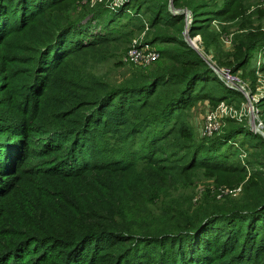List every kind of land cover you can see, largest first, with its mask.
<instances>
[{
    "label": "trees",
    "instance_id": "obj_1",
    "mask_svg": "<svg viewBox=\"0 0 264 264\" xmlns=\"http://www.w3.org/2000/svg\"><path fill=\"white\" fill-rule=\"evenodd\" d=\"M117 2L67 18L65 7L85 3L0 0V264H264L263 156L227 162L240 151L238 134L256 138L253 145L264 136L228 117L236 122L193 143L184 162L174 147L190 135L191 103L234 98L205 54L218 66L246 68L264 44L262 18L254 26L250 15L233 13L234 0H173L191 11L188 33L201 35V52L185 37L186 12L171 0ZM215 19L239 20L232 49ZM147 25L164 44L151 73L134 70L116 83L97 72ZM257 104L264 122V96ZM195 160L250 172L251 183L240 197L207 187L195 208L190 196L154 212L162 185L172 187L169 178L184 177ZM142 166H151L153 184L141 177L142 192L124 201L119 169ZM223 182L236 184L217 189Z\"/></svg>",
    "mask_w": 264,
    "mask_h": 264
},
{
    "label": "rangeland",
    "instance_id": "obj_2",
    "mask_svg": "<svg viewBox=\"0 0 264 264\" xmlns=\"http://www.w3.org/2000/svg\"><path fill=\"white\" fill-rule=\"evenodd\" d=\"M117 1L118 0H81V3H85V4H83V5L79 4V6H77L76 9H73V6H71L69 8L65 7L61 13L64 17H67V18L79 17L80 15H82L80 13L87 11L85 9L93 8L94 6L97 7L99 3L100 4H103V3L108 4V2H109V4H111V3L117 4L118 3ZM261 2H262V0H234L233 4L231 6V11L233 13L237 14L238 16L242 13H245V15H247V14L250 15L252 25H254V26L259 25L258 20L261 17L262 18V29H264V25H263V22H264V8H263L264 3H261ZM170 6L175 11L181 10V9H175L173 7L174 6L173 2H172V4L170 2ZM182 10H185V11L191 13V11L188 8H185ZM187 12H186V14H187ZM78 14H80V15L78 16ZM187 15H186V24L188 23V25H189V23L192 21V14L190 16L191 21L188 20L189 15L188 16ZM88 16H90V15H86L82 21H85L88 18ZM224 24L229 25L228 31H224L222 29V25H224ZM212 26L216 27L217 29L222 30V41L224 42V44H223L224 47L226 49H232L233 44H234L233 38H232L233 32L235 30H237V28H239V20H237L236 22H232L230 20L215 19L213 21ZM149 29L150 28L147 25L142 30H135L134 34L130 37L129 41L126 42V45H125V43H121L119 51L117 52V54L113 58L109 59L107 62L98 63V65L96 66V68L98 67L97 72L105 73L106 76L111 78L113 82L119 83L120 81L123 80V78L125 76L130 77V75L133 73L132 71H134V70H139L140 72L143 71L145 73L152 71L150 68H151L152 64L155 63L156 61H153L152 63L135 64V63H132L133 61H131L129 58H126V56L128 54L127 53L128 50L125 52L126 48L129 45L131 46V44H133L134 41L137 44L149 43L150 47H155L157 49L160 45H164L161 42H153ZM93 30L96 31L97 28L93 27ZM195 38H196V44L199 45L198 48H200V45L202 47L203 41H202L201 35H197ZM205 57H207V60L210 61V63L213 65V68H214V66H216V67L218 66V63L213 58L212 53L211 54L208 53V56H206V54H205ZM122 58H123L124 62H120L119 64L115 63V61L121 60ZM249 64L250 65H248L246 68H242V69H239L236 71L239 73V75H241L248 82L249 87H251L252 90L254 91L251 93L250 97L253 98L252 97V94H253L256 97L261 98L264 96V68H262L264 66V44L257 47L254 50L253 56H252ZM221 66L231 67L228 64H223ZM218 84H220V82ZM225 85L227 86V88L232 89V90H229V92L231 93L230 95L233 96L234 98H232L233 99L232 101H228L227 99H222L221 101H223V100L226 101L229 105L237 108L238 110L243 109V114L245 113V111H246V113L242 116V119H239L237 117V115H235V116L224 115L223 116L224 125L226 124L225 126H227V125L231 124L232 122H236L233 120L230 121V119L228 120V117H232V118L235 117L237 120H244V122L249 123L255 131L260 132L257 129L258 127L255 126V124H253V125L251 124V120H250V114L252 113V103H251L252 101H251V99H249V97L245 93H243L245 96H243L242 94L240 95V94L236 93L235 92L236 88L233 87L234 88L233 89L232 87H230L226 83H225ZM236 90L243 92L239 89H236ZM215 92H216V90L213 89L212 92L210 93V95L214 94ZM215 99L212 97H204L203 99H199L196 102L191 103V106L187 108L186 112H188V115H186L184 118V120H185L184 123L186 124V127H187L185 130L186 131L185 133H190V135H185V138L182 140L183 141L182 144H180V145L176 144V146H174L175 149L177 150L176 157H179L178 159H184L187 156L186 151L190 150V147L192 146V144L193 143L195 144L196 142H198L200 140V138H202V139L205 138V136H203V134H202L203 126L205 124V116L208 113V110H210V108L211 109L216 108L217 105L221 102L220 101L218 104L215 105V103H216ZM7 103H8V100L7 99L4 100V104H7ZM247 114H248V116H247ZM255 122H256V124H258L259 121L255 120ZM224 125L222 128L225 127ZM260 128L264 130V122H263V125L260 126ZM255 140H256V138L253 139L250 137L244 139L243 134H241V133L238 134L235 138L236 144H233L234 147L233 146L232 147L235 150L237 148L235 146L238 145V147H240L239 148L240 151L235 150L236 153H234L231 158H228L227 162L240 161V159H247V158L250 159L249 153L251 151L258 152L260 154L259 156H263L262 159L264 160V143L263 142H256L257 144L253 145V143L251 141H255ZM230 145H232L231 142H230ZM167 154H170L169 149H168ZM171 159L174 160L176 158H171ZM184 161H185V159L183 160V162ZM192 163H194L193 167L185 172L184 177L182 176V178L179 177L176 180H174L177 176H179V174H177L174 176V178H169V179L173 180V183H174L173 186L178 184L177 186H175V188L173 190H171V188L173 186L169 187L168 184L162 185L163 193H162V196L158 197L157 206L154 204L149 205L154 209V212L160 213L162 211V213H164V211L166 210V209H163L164 207L172 208L171 202H168L170 199H178L177 201H175L176 203H178L179 200L186 202V200L189 199L190 196H191L192 203H194V208H195V207H197V205L200 204L202 193L207 187H214L216 190L221 191V192L232 190L235 197H240L241 194L245 193V192H242L243 184L245 185V183H251V179H250L251 173L250 172H248L246 174L238 173V172L226 173L225 171H222V170L219 171L216 169H210L209 167H206L203 164L198 163L197 160H195ZM250 166H251V164L248 167H250ZM148 168H151V166L150 167L142 166V167L137 168V169H132V168L119 169V173H117V174H119V176L115 179V182H116V184L117 183L121 184V193H122L121 196L123 197L124 201H127L130 197H133L134 194L138 195L142 192V188H141L142 185H140L138 182V180H140L141 177H145V179H146L145 184H147V183H149V185L153 184L151 182V180H153V179H150V177L148 176V174L151 172L150 170H148ZM164 170H167V169L164 168ZM135 172H138V173L141 172V173L138 175V173H135ZM114 175H116V174H114ZM226 180H228V182L229 181H235L234 183H236V184L232 188L226 182H223L224 185L219 186V188L217 189V187H218L217 185L220 184L219 182L226 181ZM236 180H238V181H236ZM167 190H169V191H167ZM222 195H223V193L217 194L216 198L218 199V201H220L219 199L222 198ZM160 197H161V199H159ZM128 205H130L129 202H128ZM168 210L171 211V209H168ZM188 213H190V212H188ZM191 214H193V213H191ZM158 219H160V218H158ZM154 221L155 220H152L149 222V223H152L151 226H154V225L157 226V224L159 223V221H157V222H154ZM140 229H144V227H142ZM140 229H137V230H140Z\"/></svg>",
    "mask_w": 264,
    "mask_h": 264
},
{
    "label": "built area",
    "instance_id": "obj_3",
    "mask_svg": "<svg viewBox=\"0 0 264 264\" xmlns=\"http://www.w3.org/2000/svg\"><path fill=\"white\" fill-rule=\"evenodd\" d=\"M261 3H264L262 0ZM187 15V14H186ZM191 16V15H190ZM199 46V45H198ZM126 58H129L132 63L141 64V63H152L160 56V51L155 47H150L149 43L137 44L135 41L129 47L127 51ZM213 66V65H212ZM214 69L218 73V76L230 87H234L243 91L247 94L252 103V114L255 117V120H258V125H263V120L260 118V107L258 106V101L260 97H256L251 93L254 92L251 87H249L248 82L235 70L227 66H214ZM246 113V111H245ZM244 113V114H245ZM243 109L238 110L237 108L229 105L226 101H221L216 108L208 110V113L205 116V124L203 126L202 134L203 136H211L214 133L220 131L224 125L223 116L230 115L235 116L239 119H242Z\"/></svg>",
    "mask_w": 264,
    "mask_h": 264
},
{
    "label": "water",
    "instance_id": "obj_4",
    "mask_svg": "<svg viewBox=\"0 0 264 264\" xmlns=\"http://www.w3.org/2000/svg\"><path fill=\"white\" fill-rule=\"evenodd\" d=\"M172 1L173 0H171V4H172ZM183 12V11H185V10H177V12ZM185 12H187V11H185ZM187 14L189 15H187L188 16V20L189 21H191V19H190V15H191V13L190 12H187ZM188 30H189V26H188V23L186 24V28H185V30H184V33H185V37H186V39H187V41L189 42V43H191L193 46H195L196 48H198V44H196V36H194V37H191L190 35H189V33H188ZM200 51H201V49L200 48H198ZM202 52V51H201ZM250 120H251V124L253 125V124H255V126H257L258 128V130L264 135V130L263 129H261L260 128V126L258 125V124H256V122H255V117H254V115L251 113L250 114Z\"/></svg>",
    "mask_w": 264,
    "mask_h": 264
}]
</instances>
